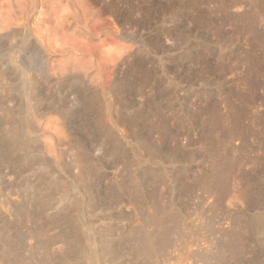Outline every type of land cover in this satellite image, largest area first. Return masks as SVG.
Masks as SVG:
<instances>
[{"label":"rangeland","instance_id":"obj_1","mask_svg":"<svg viewBox=\"0 0 264 264\" xmlns=\"http://www.w3.org/2000/svg\"><path fill=\"white\" fill-rule=\"evenodd\" d=\"M0 264H264V0H0Z\"/></svg>","mask_w":264,"mask_h":264}]
</instances>
